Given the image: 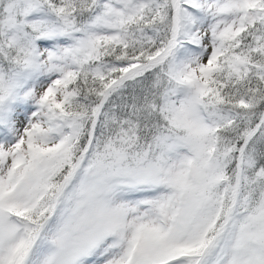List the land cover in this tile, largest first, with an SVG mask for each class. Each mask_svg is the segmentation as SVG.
<instances>
[{"label":"snow or ice","instance_id":"1","mask_svg":"<svg viewBox=\"0 0 264 264\" xmlns=\"http://www.w3.org/2000/svg\"><path fill=\"white\" fill-rule=\"evenodd\" d=\"M0 264H264V0H0Z\"/></svg>","mask_w":264,"mask_h":264}]
</instances>
